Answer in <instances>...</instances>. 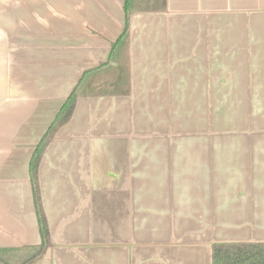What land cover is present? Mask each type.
<instances>
[{
	"label": "crops",
	"instance_id": "obj_1",
	"mask_svg": "<svg viewBox=\"0 0 264 264\" xmlns=\"http://www.w3.org/2000/svg\"><path fill=\"white\" fill-rule=\"evenodd\" d=\"M124 6L0 0L3 260L41 243L32 156L108 61ZM127 8V47L109 63L125 77L94 92L87 75L39 155L49 245L29 264H212L216 243L264 242V0Z\"/></svg>",
	"mask_w": 264,
	"mask_h": 264
},
{
	"label": "trees",
	"instance_id": "obj_2",
	"mask_svg": "<svg viewBox=\"0 0 264 264\" xmlns=\"http://www.w3.org/2000/svg\"><path fill=\"white\" fill-rule=\"evenodd\" d=\"M125 23L124 27L117 37V39L111 44V53L109 55V60L112 59L115 52L122 50L126 44L128 38V8L127 0H125ZM92 71L84 72L79 79L77 85L73 88L71 93L67 96L61 108L57 112L54 121L49 126L47 132L40 139L34 154L32 156L29 174L32 183L33 200L35 205V210L38 218L39 232L41 236V243L38 246L26 247L23 250H11L6 254V259L0 255V262L2 264H29L38 258L49 245V236L45 218L42 212L41 203L38 195V186L36 180V167L39 155L44 147V145L50 139L54 129L66 121L70 116L75 99L77 96V91L82 83V80L88 73ZM3 254V253H2ZM211 263L212 264H264V242H250V243H216L211 249Z\"/></svg>",
	"mask_w": 264,
	"mask_h": 264
},
{
	"label": "rangeland",
	"instance_id": "obj_3",
	"mask_svg": "<svg viewBox=\"0 0 264 264\" xmlns=\"http://www.w3.org/2000/svg\"><path fill=\"white\" fill-rule=\"evenodd\" d=\"M124 27V26H123ZM117 39V38H116ZM127 43H128V38H127V41H126V44L124 47H127ZM112 44V43H111ZM123 50V49H122ZM125 50V48H124ZM111 60V59H110ZM110 60L108 58V61L106 63H101L97 68L93 69L94 71L92 73H88L87 75H91L90 79L94 81V84L95 85H88V86H83L82 89H86V90H90V91H94V92H106V91H111L113 90V83L111 82V80L113 78H116L121 72L124 73V77H125V64H120L118 66L121 67L123 70L122 71H118V70H115L113 68H111L109 66V63H110ZM105 66V67H104ZM112 66V65H111ZM104 67V68H103ZM89 71H92V70H89ZM88 71V72H89ZM86 75V76H87ZM85 76V77H86ZM84 77V78H85ZM108 82V83H106ZM112 87V88H111ZM81 87L79 86V89ZM79 93V92H78ZM73 110V109H72ZM72 113V112H71ZM71 115V114H70ZM70 117V116H69ZM69 117L67 118V120L69 119ZM65 122V121H64ZM63 123V122H62ZM187 131V130H185ZM175 135L174 133H171L169 135V138H174Z\"/></svg>",
	"mask_w": 264,
	"mask_h": 264
}]
</instances>
